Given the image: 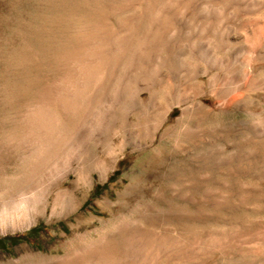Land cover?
I'll list each match as a JSON object with an SVG mask.
<instances>
[{
    "label": "bare ground",
    "instance_id": "1",
    "mask_svg": "<svg viewBox=\"0 0 264 264\" xmlns=\"http://www.w3.org/2000/svg\"><path fill=\"white\" fill-rule=\"evenodd\" d=\"M53 8L30 34L34 39L25 37L4 56L0 77V234L31 226L40 216L70 215L79 210L93 187L95 173L101 181L109 180L128 147L132 151L146 149L158 135L165 138L175 131L168 123L176 107L182 111L179 123L185 116L206 117L231 107L254 118L243 123L240 139L231 134L240 126L219 128L226 142L221 147H215L212 133L206 138L210 146L201 140L193 144L190 154L175 150L176 155H187L194 165L188 169L180 158L176 170L165 173L176 179L175 194L194 202L189 188L198 184L213 196L214 190L205 184L216 173L225 175L223 187L231 185L229 176H250L252 180L239 182L241 202L252 209H264L263 202L251 201L247 193L264 185V107L255 105L250 95H232L244 88L260 90L264 99V81L253 75L264 62V48L259 53L252 48L258 44L264 47V0H66ZM232 12L242 17L239 24L229 22ZM234 14L231 19L237 17ZM234 44L248 47V71L239 81L232 79L235 63L226 56ZM201 75L207 80L196 81ZM206 93L214 100L211 106L203 101L188 104L191 98ZM189 130L184 128L178 134L186 135ZM193 132L201 135L203 131ZM72 174L73 188H61ZM157 196H164L162 189ZM121 198L106 197L100 202L102 211L114 214L116 206L123 205ZM225 198L222 190L214 200L221 205ZM168 211L138 200L128 215L118 214L114 221L87 215L78 218L75 230L99 219L102 227L97 239L82 233L77 235L79 242L73 252L66 255L48 257L30 251L24 257L32 259L30 262L128 264L123 261L124 252L131 250L137 256L133 248L137 243L146 254L132 264H176L162 262V258L178 257L175 248L183 241L180 234L188 232L187 224L181 222L168 234L157 236V220L168 213L171 218H187L190 212L187 208ZM250 221L237 217L231 228L222 227L223 234L199 245L197 254L180 257L198 261L185 262L189 264H216L206 262L211 249L223 254L231 245L254 243L261 247L263 232L239 233L249 228ZM248 263L253 262L217 264Z\"/></svg>",
    "mask_w": 264,
    "mask_h": 264
},
{
    "label": "rangeland",
    "instance_id": "2",
    "mask_svg": "<svg viewBox=\"0 0 264 264\" xmlns=\"http://www.w3.org/2000/svg\"><path fill=\"white\" fill-rule=\"evenodd\" d=\"M56 1L60 2L66 0H0V77L5 67L4 56L9 54V52H12L25 37L34 39L33 37H29L31 36L30 34L34 32L45 14L51 13L55 10L53 4H56ZM234 13L236 12H232L230 17ZM234 16L237 17H232L233 19L229 17V22L233 20L231 21V24L233 25L238 22L240 23L242 17L240 16V18H238L239 15L237 13L234 14ZM259 45L260 44L256 47H252L255 48L254 50L258 53L264 48ZM245 46V44H234L233 47L231 46L226 52L227 59L231 63H235V69L231 74L234 81L236 79V81L241 80L245 77L248 71V66L246 65L248 59L246 51L248 47ZM241 53L242 55L239 56L238 54ZM220 74L221 78L224 80V73ZM253 75H255L259 82L264 81V62L253 70ZM206 80L207 76L205 75L196 78V81L198 82ZM245 90L246 89L241 88L236 91L238 93L235 92L232 95L237 98H245L247 95H250L255 99V105L264 107V99L260 96V90ZM189 101L188 104L190 103V105H196L202 101L208 103L209 106L214 103L213 98L207 93L193 97ZM181 115V109L176 107V110L168 123L176 127L175 131L170 136L160 138L158 135L154 145L143 150L132 151L131 147H128L124 158L120 162L121 165L119 164L118 169L112 173L109 180L101 181L98 174L95 173L93 187L89 189L87 196L83 200V205L79 210L70 215L53 217L40 216L38 222L31 226L0 234V264L73 263L30 262L32 259L24 256L30 251L48 257H60L66 255L68 252H73L72 249L74 248V245L79 242L78 234L85 233L89 239H97L102 227V222L99 219H96L94 222L81 225L75 230L74 223L77 222L78 218L96 214L114 221L118 214L128 215L129 208L138 200L150 202L156 208L164 211H172L175 208H187L190 212L187 218L181 219L171 218L169 213L168 215L159 216L157 220L158 224L156 225V231L158 232L157 236L168 234L172 226L180 224L181 222L187 224L188 231L187 233L180 234L182 235L183 241L178 245L179 248H175L176 244L172 246L177 252H179L178 257H175L174 259L173 257L166 256L162 258V262H176V264L198 262L190 261L189 259L187 260V258L180 256H186L187 253L197 254V248L199 245L205 244V240L209 242L213 236L223 234L222 227L226 226L227 229H229V225H231L230 223L233 222L235 224V219L237 217L249 218L251 220L249 228H243V230L241 229L242 231L239 230V233H264V209L256 210L250 208L249 205L244 206L241 202L240 192L238 191L239 182L242 180H252L250 176H229L228 179L230 180L231 185L223 187V184H221V178L224 174L216 173L213 177L210 176L205 184L206 188H212L214 190V195H211L210 197L205 194L203 191L204 187L197 184V186L194 185L189 188V192L195 196V201L193 202L176 195L173 189L174 183L176 184V179L170 174H165L169 171L173 172L176 170V165L180 163L178 161L180 158L184 160V163L186 162L188 169L194 166L193 163L188 160L187 155H176L174 152L175 150L190 154L194 150L193 144L198 145L201 140L206 143V146H210L207 144L206 138H209L208 136L212 133H214L213 137H215L216 141L215 147H221L223 144L225 145L226 142L223 137V132H221L219 128L230 124L240 126L238 131L231 133L233 138L240 139L244 136L242 130L243 123L247 120L253 119L254 116L251 113L235 107H231L226 111H214L206 117L185 116L183 122L179 123L177 119ZM184 128L190 129V132L186 135L179 136L178 131ZM197 129L203 131L201 135H196L193 132ZM177 142H180V145H178ZM74 179L75 175L72 174L71 179L67 180L61 188L72 189ZM161 189L164 196L158 197L157 192ZM222 190L226 192V198L224 201L225 203L220 205L214 200V198H216ZM247 193L249 194L251 201L253 200L264 203V185L258 186L255 189H250ZM120 195H122L121 201L123 205L116 206L114 214L102 211L100 205L101 201L106 197L118 200ZM81 197L82 193L81 191H78V198ZM224 233L226 235H231L228 231ZM258 239H256V241H258ZM263 239L264 237L259 240L262 241ZM194 242H196V244ZM263 246L264 245L261 244L260 247V245L254 243H248L242 246L231 245L223 254L219 250L211 249L208 251L210 257L206 262H214L216 264L220 262L236 261L253 262L248 264L264 262ZM142 247L143 245L140 246V244L134 243L133 248L135 249L137 256L133 255L131 250L126 249V252H124L126 253V260L123 261L132 264L140 260V258L144 256L143 254H146L143 251V253L141 252ZM118 251L120 252V250Z\"/></svg>",
    "mask_w": 264,
    "mask_h": 264
}]
</instances>
